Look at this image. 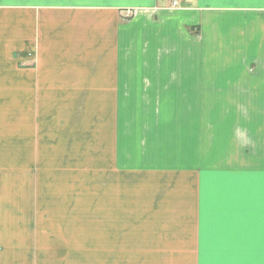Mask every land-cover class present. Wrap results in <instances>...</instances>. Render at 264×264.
I'll return each mask as SVG.
<instances>
[{
	"label": "crops",
	"instance_id": "obj_1",
	"mask_svg": "<svg viewBox=\"0 0 264 264\" xmlns=\"http://www.w3.org/2000/svg\"><path fill=\"white\" fill-rule=\"evenodd\" d=\"M0 264H264V0H0Z\"/></svg>",
	"mask_w": 264,
	"mask_h": 264
},
{
	"label": "rangeland",
	"instance_id": "obj_2",
	"mask_svg": "<svg viewBox=\"0 0 264 264\" xmlns=\"http://www.w3.org/2000/svg\"><path fill=\"white\" fill-rule=\"evenodd\" d=\"M34 145H37V142H34ZM53 181V180H52ZM46 182L50 183V180L48 179ZM50 187V185H48ZM54 194H51L49 191V188L47 190V203L49 205H52V209H48L45 216V226L42 227L41 233L44 234H72V235H85L88 234V227L83 226L82 224L86 223V211H73L71 212L69 209V206L65 207L64 209L68 210V212L63 211V215H60L59 210L53 209L56 204V199L53 197ZM67 205V204H66ZM96 216L99 217V214H101L100 210L95 211ZM63 222V224H68L67 226H57L56 223ZM37 230L39 228H36ZM101 230V227H96L97 230ZM43 230V231H42ZM101 233V232H100Z\"/></svg>",
	"mask_w": 264,
	"mask_h": 264
},
{
	"label": "built area",
	"instance_id": "obj_3",
	"mask_svg": "<svg viewBox=\"0 0 264 264\" xmlns=\"http://www.w3.org/2000/svg\"><path fill=\"white\" fill-rule=\"evenodd\" d=\"M131 15V12L130 11H127L126 12V17H129Z\"/></svg>",
	"mask_w": 264,
	"mask_h": 264
}]
</instances>
